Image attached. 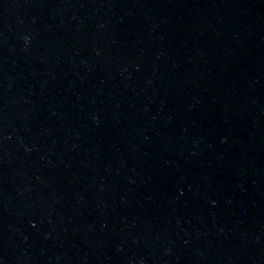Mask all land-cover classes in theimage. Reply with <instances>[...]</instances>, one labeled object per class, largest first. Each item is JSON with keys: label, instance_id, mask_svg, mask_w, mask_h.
Listing matches in <instances>:
<instances>
[{"label": "water", "instance_id": "water-1", "mask_svg": "<svg viewBox=\"0 0 264 264\" xmlns=\"http://www.w3.org/2000/svg\"><path fill=\"white\" fill-rule=\"evenodd\" d=\"M0 264H264V0H0Z\"/></svg>", "mask_w": 264, "mask_h": 264}]
</instances>
